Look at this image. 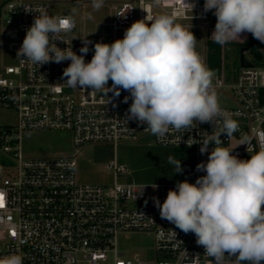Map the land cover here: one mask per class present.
I'll return each mask as SVG.
<instances>
[{
  "label": "built area",
  "instance_id": "built-area-1",
  "mask_svg": "<svg viewBox=\"0 0 264 264\" xmlns=\"http://www.w3.org/2000/svg\"><path fill=\"white\" fill-rule=\"evenodd\" d=\"M189 2L196 4L193 13L181 7V0H162L158 5L154 1L125 0L114 7L110 22L98 24V32L75 41L61 33L64 42L55 43L62 49L72 47L81 55L84 39L91 41L85 55V62H90L95 43L110 44L122 39L125 30L137 20L144 19L148 23L161 14L173 15L176 20L206 21L209 18L210 12L203 13L201 0ZM48 3V0H6L1 16L8 42L0 49L17 55L35 15L43 12L50 15ZM200 57L207 66L205 56ZM70 63L66 60L40 66L17 56L16 65L0 69V108L14 110L16 114L12 128L0 127V196L3 197L0 201V258L19 253L23 255V264H214L213 258L196 244L193 233L185 234L160 217L153 198H158L162 204L176 183L117 182V176L126 171L116 164L114 155L109 165L114 177L110 186L83 185L77 182L75 154L23 156L22 130H65L71 133L74 145L109 142L114 152L121 140L152 135L159 146L192 151L195 178L190 183L206 174L196 171V165L206 163L214 147L209 144L208 152L200 153V142L211 134L212 124L197 123L187 132L170 130L166 140L161 142L146 124L127 120V110L132 103L131 99L123 102L129 95L127 91L121 90L119 97H113V93L106 94L105 90L68 87L62 74ZM218 72L212 78V85L229 92L234 105L222 109L233 113L239 124L232 137L221 135L220 146L234 148L232 154L240 159H250L251 154L261 148L255 133L263 130L264 125V60L260 65H239L232 84L224 83L223 66ZM111 83L110 80L109 87ZM245 134L252 137L251 143L239 145ZM152 184L158 187L154 189ZM141 189L143 194L139 195ZM124 233L150 234L152 255L143 259L140 251L120 250L118 235ZM223 264H237V261L230 257Z\"/></svg>",
  "mask_w": 264,
  "mask_h": 264
},
{
  "label": "clouds",
  "instance_id": "clouds-1",
  "mask_svg": "<svg viewBox=\"0 0 264 264\" xmlns=\"http://www.w3.org/2000/svg\"><path fill=\"white\" fill-rule=\"evenodd\" d=\"M103 3L92 0V8L99 10ZM181 7L193 13L196 4L181 0ZM208 12L216 17L211 34L216 43L241 39L243 33L264 43V0H205L203 13ZM75 26L73 15H35L17 56L40 66L70 60L62 75L71 88L105 90L113 97L127 91L123 102L132 100L127 120L146 124L161 142L170 130L187 132L197 123L212 124L213 131L200 142V153H207L209 144L214 147L207 162L196 165V171L206 174L195 183L177 182L162 204L153 198L155 206L161 219L185 234L193 233L214 264L230 257L237 264H264V130L255 133L261 148L250 159H240L232 154L234 148L220 146L221 135L232 137L239 124L233 113L222 109L212 85L214 74L196 52L192 31L170 14L157 15L148 23L137 20L122 39L95 43L91 61L85 62L91 41L84 39L81 55L55 43L64 42L60 34L72 32ZM251 139L245 134L239 145H248ZM168 162L175 173L183 172L180 160L169 156ZM23 259L13 253L0 258V264H23Z\"/></svg>",
  "mask_w": 264,
  "mask_h": 264
},
{
  "label": "rangeland",
  "instance_id": "rangeland-1",
  "mask_svg": "<svg viewBox=\"0 0 264 264\" xmlns=\"http://www.w3.org/2000/svg\"><path fill=\"white\" fill-rule=\"evenodd\" d=\"M6 0H0L3 7ZM125 0H104L99 10L92 8V0H49V14L73 15L76 26L70 33L63 36L71 41L89 37L99 31L100 22H110L113 18L114 7ZM135 1L137 0H127ZM153 2L154 0H144ZM203 3L205 0H201ZM73 9L75 11L73 12ZM2 10L0 12V47L8 42L6 27L2 22ZM186 30L192 31L197 38L195 50L198 55L204 57L206 53L207 32L215 28L216 17L212 12L206 21L201 20H176ZM252 35L243 33L244 36ZM263 52V51H262ZM223 81L232 84L236 80L239 68V47L236 44L226 43L221 47ZM264 57V53H263ZM262 57V58H263ZM245 58L252 64H258L253 55L247 50ZM17 64V55L7 49H0V69L4 66ZM208 69H210L207 66ZM214 75L219 70L210 69ZM213 75V76H214ZM221 107H231L234 100L227 90L215 89ZM16 123L14 110L0 108V127L12 128ZM264 130V125H263ZM20 146L23 156L30 158L71 156L76 155V178L79 184H90L107 187L113 181V169L110 162L123 166L125 174H119L116 178L120 183H177L188 180L193 182L195 178L193 154L183 148L162 147L155 143L152 135L138 138L137 140H121L118 142L115 152L109 142H95L74 145L69 131L65 130H22L20 133ZM171 156L181 161L183 172L175 173V166L168 162ZM129 204V203H128ZM131 206L134 204L130 203ZM120 250L140 251L143 259L150 257L153 250V240L150 234L124 233L118 235ZM130 252V253H131Z\"/></svg>",
  "mask_w": 264,
  "mask_h": 264
},
{
  "label": "trees",
  "instance_id": "trees-1",
  "mask_svg": "<svg viewBox=\"0 0 264 264\" xmlns=\"http://www.w3.org/2000/svg\"><path fill=\"white\" fill-rule=\"evenodd\" d=\"M1 10H2V6L0 4V12ZM212 32L213 30L207 32L208 38L206 39L205 59H206V64L210 69L219 70L222 67V54H221L222 45L214 41L213 37L211 36ZM228 43L238 45L239 49L243 47L245 48L246 51L248 50L253 55V58H255L256 61H258L257 65H260L264 60L263 57L264 43H261L260 41L254 39L252 35L244 36V38L240 41L233 40ZM252 65H256V64H252ZM186 150L192 153L190 149H186Z\"/></svg>",
  "mask_w": 264,
  "mask_h": 264
},
{
  "label": "water",
  "instance_id": "water-1",
  "mask_svg": "<svg viewBox=\"0 0 264 264\" xmlns=\"http://www.w3.org/2000/svg\"><path fill=\"white\" fill-rule=\"evenodd\" d=\"M245 51L243 47L239 49V65L242 67L250 66V63L245 58Z\"/></svg>",
  "mask_w": 264,
  "mask_h": 264
},
{
  "label": "snow or ice",
  "instance_id": "snow-or-ice-1",
  "mask_svg": "<svg viewBox=\"0 0 264 264\" xmlns=\"http://www.w3.org/2000/svg\"><path fill=\"white\" fill-rule=\"evenodd\" d=\"M2 199H3V197H2V196H0V201H2Z\"/></svg>",
  "mask_w": 264,
  "mask_h": 264
},
{
  "label": "crops",
  "instance_id": "crops-1",
  "mask_svg": "<svg viewBox=\"0 0 264 264\" xmlns=\"http://www.w3.org/2000/svg\"><path fill=\"white\" fill-rule=\"evenodd\" d=\"M248 36V35H247Z\"/></svg>",
  "mask_w": 264,
  "mask_h": 264
}]
</instances>
